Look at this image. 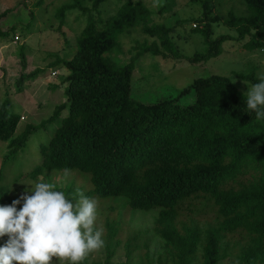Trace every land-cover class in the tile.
<instances>
[{
  "label": "trees",
  "instance_id": "obj_1",
  "mask_svg": "<svg viewBox=\"0 0 264 264\" xmlns=\"http://www.w3.org/2000/svg\"><path fill=\"white\" fill-rule=\"evenodd\" d=\"M74 1L59 8L61 25L78 8L87 24L76 51L51 65L69 73L63 81L66 100L48 119L28 124L18 135L21 116L9 97L0 100V142L7 143L0 160L19 163L30 137L56 125L37 146L39 164L21 178L55 180L63 178L57 173L76 172L83 184L69 178V184L55 189L73 201L80 194L120 200L118 214L115 207L97 206L103 214L95 226L103 230L105 244L101 258L93 259V251L81 264H115L121 248L126 261L119 264H264V120L246 112L247 95L231 78L210 75L156 101L134 99V62L118 63L108 54L122 34L139 30L151 42H137V57L182 59L172 39L174 28L155 22L144 0H117L116 13L105 21L93 14L110 0H92L91 9L83 0ZM189 1L203 8L202 17L194 20L201 28L193 30L202 35L206 49L187 59L207 62L221 54L230 36L213 37L212 23L220 20L212 15L214 0ZM242 2L246 15L229 11L225 25L236 31L244 50H263L264 0ZM12 11L0 13V44L13 40L17 31V24H4ZM25 50L21 45L19 91L45 72H24ZM234 76L252 85L259 81L255 70ZM0 193V205L15 199L6 187ZM124 209L130 215L156 213L151 230L131 229Z\"/></svg>",
  "mask_w": 264,
  "mask_h": 264
},
{
  "label": "rangeland",
  "instance_id": "obj_2",
  "mask_svg": "<svg viewBox=\"0 0 264 264\" xmlns=\"http://www.w3.org/2000/svg\"><path fill=\"white\" fill-rule=\"evenodd\" d=\"M74 2V0H0V13L13 10L7 22L4 23L5 26L17 24L14 39L0 44V100L9 97L13 110L21 116L17 135L28 124L38 125L48 119L55 107L66 100L64 90L68 84H63V81L69 73L61 65L55 67L51 65L59 59L71 56L76 51V39L87 24V16L78 8L69 11L64 24L61 25L57 16L59 8ZM143 2L149 8L155 22H162L167 27L174 28L172 39L185 57L182 59H163L150 55L137 57V52L133 49L137 46V42L140 44L145 42L148 39L147 36L139 33V30H135L131 35L122 34L119 39L120 44L108 55L118 63L134 62L136 66L133 72L134 99L144 102L156 101L161 97L171 96L175 90L188 87L197 78L210 75L231 78L238 89L245 93L247 87L251 88L252 84L238 79L234 73H248L255 70L258 78L264 77L263 50H244V42L236 40V31L225 25L224 19L229 11H233L236 16L246 15V7L242 0H214L212 15L219 17L220 20L212 23L213 37L230 36V39L222 44L219 56L207 62L196 63H190L187 57L206 49L202 35L193 30L196 26L201 28V25L194 21L202 17L201 4L189 0H144ZM164 3L166 8L161 10ZM119 5L117 0H110L101 7L98 14L93 15L98 20L105 21L116 13ZM83 6L91 9L92 0H83ZM28 23L29 26H27ZM148 42L150 43L151 39H148ZM21 45L26 47L27 67L24 72L29 74L38 68L45 72L40 73L19 91L15 80L22 70L20 56H18ZM54 85L56 88H53ZM65 115L66 112L63 116ZM55 126H48V130L40 129L30 137L25 150L17 157L20 160L19 163L15 160L4 165L0 160V169H2L0 170V187L10 189L15 199L21 197L31 187L21 183L47 182L54 188H62L73 179L78 185L83 184V176L76 172L57 173L56 176L62 175L63 178L55 180L50 177H40L34 181L27 177L39 164L40 156L37 146L47 140ZM6 151L7 143L0 142V156ZM26 173L28 175L21 178V175ZM95 200L97 206L101 204V206L115 207L117 214L121 211L118 208L120 206L118 199L95 197ZM102 212H104L103 209ZM124 213L127 223L136 231L151 230L156 214L136 212L130 215L127 210ZM102 214L97 211L96 222L102 219ZM211 216L212 214L209 215ZM149 236L153 237L151 232ZM6 240L7 236L0 238V244ZM157 244V240L152 242V251L156 250ZM101 251L102 249L94 251L92 258L95 260L101 258ZM124 253L121 248L114 258L115 264L126 261ZM66 263H68L66 260H59L56 257H53L51 262V264Z\"/></svg>",
  "mask_w": 264,
  "mask_h": 264
},
{
  "label": "clouds",
  "instance_id": "obj_3",
  "mask_svg": "<svg viewBox=\"0 0 264 264\" xmlns=\"http://www.w3.org/2000/svg\"><path fill=\"white\" fill-rule=\"evenodd\" d=\"M245 93L246 112L264 120V77ZM21 184L31 187L10 205H0V238L7 236L0 244V264H51L53 257L81 264L104 246L94 198L80 194L73 201L47 182Z\"/></svg>",
  "mask_w": 264,
  "mask_h": 264
},
{
  "label": "built area",
  "instance_id": "obj_4",
  "mask_svg": "<svg viewBox=\"0 0 264 264\" xmlns=\"http://www.w3.org/2000/svg\"><path fill=\"white\" fill-rule=\"evenodd\" d=\"M263 53H264V50H263Z\"/></svg>",
  "mask_w": 264,
  "mask_h": 264
}]
</instances>
